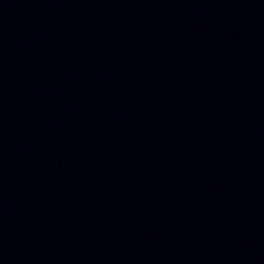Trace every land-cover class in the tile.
Masks as SVG:
<instances>
[{"label":"water","instance_id":"95a60500","mask_svg":"<svg viewBox=\"0 0 264 264\" xmlns=\"http://www.w3.org/2000/svg\"><path fill=\"white\" fill-rule=\"evenodd\" d=\"M177 130L229 264H264V0H143Z\"/></svg>","mask_w":264,"mask_h":264}]
</instances>
